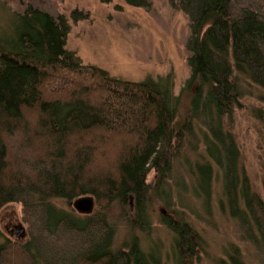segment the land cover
Segmentation results:
<instances>
[{
	"label": "trees",
	"instance_id": "trees-1",
	"mask_svg": "<svg viewBox=\"0 0 264 264\" xmlns=\"http://www.w3.org/2000/svg\"><path fill=\"white\" fill-rule=\"evenodd\" d=\"M170 3L188 23L189 77L178 96L156 80H118L83 63L65 48L69 26L63 16L26 4L0 31V208L19 204L24 224L22 240L0 232V264H160L158 255L141 251L133 231L149 225V183L162 189L195 133L204 157L188 163L193 196H201L206 209L218 173L229 217L264 257V201L252 189L224 124V116L230 119L241 108L238 76L258 89L255 99L264 107V0ZM181 95L188 107L175 120ZM111 140L114 145H108ZM108 147L112 160L103 150ZM104 157L105 173L93 172ZM82 196L92 200L87 213L71 205ZM113 205L127 228L118 247L112 246L108 220ZM159 215L172 234L177 263L190 259L199 244L186 218ZM228 247L218 264H244L239 250Z\"/></svg>",
	"mask_w": 264,
	"mask_h": 264
},
{
	"label": "rangeland",
	"instance_id": "rangeland-1",
	"mask_svg": "<svg viewBox=\"0 0 264 264\" xmlns=\"http://www.w3.org/2000/svg\"><path fill=\"white\" fill-rule=\"evenodd\" d=\"M26 4L53 17L63 16L69 26L65 48L73 51L83 63L104 69L112 78L126 81L149 78L168 88L172 96H178L189 77L186 62L188 51L185 48L188 23L184 12L173 7L170 0H144L140 4L126 0H0L1 32L6 31L5 26L12 14L21 12ZM236 83L241 93V108L232 112L230 119L224 116V124L233 135L239 151V162L252 189L264 201V173L256 151L257 142H264V116L259 119L264 115V107L255 99L258 89L239 76ZM187 103V97L181 95L175 120L185 115ZM257 110H261L260 117ZM194 136L187 139L182 158L174 162L162 189L153 190L149 183L146 206L149 225L141 231H133L141 251L158 255L160 264H178L170 248L172 234L160 223L159 214L165 212L185 217L199 244L196 254L181 264L225 262L224 254L229 244L239 250L244 264H264L262 253L244 238L237 221L229 217L221 197L218 173L212 178L210 201L206 209L202 205V197L193 196L191 191L196 187L193 186L194 175L189 172L192 166L189 168L188 163L194 166L196 160L204 157L197 138L199 135L195 133ZM108 145H114L112 140ZM103 150L108 152L107 159L112 160V150L109 147ZM184 159H187V163L182 162ZM104 161L105 157L97 159L93 172L105 173L103 165L107 161L103 164ZM152 177V172L148 173L147 180L152 181ZM219 200L222 201L221 206H218ZM60 204L66 207L65 202ZM108 220L114 227L112 246L118 247L127 235V228L117 218L114 205ZM18 224L24 229L19 204L2 206L1 234L22 240L24 234L19 238L15 236Z\"/></svg>",
	"mask_w": 264,
	"mask_h": 264
},
{
	"label": "water",
	"instance_id": "water-1",
	"mask_svg": "<svg viewBox=\"0 0 264 264\" xmlns=\"http://www.w3.org/2000/svg\"><path fill=\"white\" fill-rule=\"evenodd\" d=\"M71 205L76 211L87 213L91 210L92 200L88 196H82V197H78V198H75L74 200H72ZM16 228H17V230L15 233V236L21 237L24 233L23 226L18 224Z\"/></svg>",
	"mask_w": 264,
	"mask_h": 264
},
{
	"label": "flooded vegetation",
	"instance_id": "flooded-vegetation-1",
	"mask_svg": "<svg viewBox=\"0 0 264 264\" xmlns=\"http://www.w3.org/2000/svg\"><path fill=\"white\" fill-rule=\"evenodd\" d=\"M16 231V230H15Z\"/></svg>",
	"mask_w": 264,
	"mask_h": 264
}]
</instances>
